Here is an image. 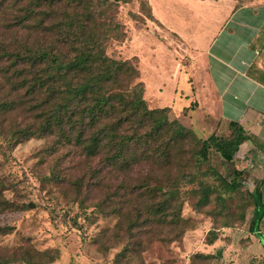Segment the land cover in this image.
I'll return each instance as SVG.
<instances>
[{"label": "rangeland", "instance_id": "1", "mask_svg": "<svg viewBox=\"0 0 264 264\" xmlns=\"http://www.w3.org/2000/svg\"><path fill=\"white\" fill-rule=\"evenodd\" d=\"M141 1L119 4L116 19L122 25L123 38L109 40L105 53L117 60L136 57L140 76L134 82L143 83L147 106H169L170 120L194 131L188 124V109L183 110L190 102L187 77L175 78L170 42L157 30L159 25L144 19L146 8L140 6ZM146 1L152 2L156 19L169 32L185 36L194 32L200 48L212 39L217 41L213 52L222 44H228L229 51L245 42L246 34L236 32L239 20H230L222 29L226 8L213 12L188 0ZM14 15L13 10H0V45L19 46L25 39L34 43L35 35L27 38L28 31L16 25ZM130 15L139 24L144 19L146 28L135 30ZM231 32L234 37L228 40ZM6 66V62L0 63V69ZM10 74L0 75V104L16 103L13 109L0 112V251H57L58 259L52 264H262L256 263V254L247 251L254 211L250 193L258 181L250 170L243 169L236 177L240 188L235 193H226L215 180L199 176L215 171L226 181L234 177L233 164L225 163L213 149L198 172L191 152L189 163L184 166L183 160L181 168L140 162L120 170L105 164L103 154L87 160L72 145H61L56 130L17 143L20 130L37 131L44 124L46 106L42 105L44 95L29 96L24 88L13 91ZM31 76L25 75L30 80ZM174 87L179 94L174 95ZM218 128L213 133L226 138L225 131ZM178 173L194 180L175 186ZM202 186L214 190L207 204L199 207ZM176 187L170 208L162 217L153 214ZM209 230L218 235L212 246L204 244ZM222 249L227 250L224 259L218 254ZM198 253H210L213 259L206 261Z\"/></svg>", "mask_w": 264, "mask_h": 264}, {"label": "trees", "instance_id": "2", "mask_svg": "<svg viewBox=\"0 0 264 264\" xmlns=\"http://www.w3.org/2000/svg\"><path fill=\"white\" fill-rule=\"evenodd\" d=\"M129 1L0 0V10L15 11L13 20L28 31L27 38L36 37L32 44L25 39L19 46L0 45V63H7L0 69V75L11 72L13 91L24 88L29 96L44 95L42 105L46 106L44 124L37 131L20 130L16 142L56 130L61 145H72L87 160L103 154L105 164L120 170L140 162L159 168H181L183 160L186 166L191 157L196 164L194 171L198 172V167L208 162L211 149L230 164L237 142L231 143L214 133L201 139L177 120H170L169 108L150 109L144 99L143 83L134 82L140 76L137 58L117 60L106 55V43L123 38L116 13L120 3ZM234 1L236 9L242 6L243 0ZM142 4L146 8L144 19L158 23L148 2L144 0L141 7ZM130 17L136 23L135 30L146 28L144 19L139 24L135 15ZM27 73L32 75L31 80L25 77ZM15 105L13 101L1 103L0 112ZM242 174L243 171L233 172L230 181L215 171H205L199 176L215 180L226 193H235L240 188L236 177ZM183 180L190 183L194 178L178 173L173 183L176 186ZM256 185L250 193L254 205L248 229L251 235L257 232L264 217L261 186L258 182ZM213 190L207 186L200 188L199 207L207 204ZM177 192V187L169 191L166 201L152 213L162 217ZM217 239V232L209 230L204 244L212 246ZM198 254L206 261L213 259L212 254ZM218 254L221 258L222 251ZM57 259V251H0V264H52Z\"/></svg>", "mask_w": 264, "mask_h": 264}, {"label": "crops", "instance_id": "3", "mask_svg": "<svg viewBox=\"0 0 264 264\" xmlns=\"http://www.w3.org/2000/svg\"><path fill=\"white\" fill-rule=\"evenodd\" d=\"M188 1L193 6H206L213 12L218 8H226L227 14L222 29L230 25V20L235 22L239 20V23L236 22L238 28L236 32L246 34L245 42L229 51H227L228 44H222L218 51L213 52L216 39H212L206 47L200 48L197 43L200 38L194 32L188 36L180 32H169L159 19H156L158 17L154 12L153 4L149 3L152 15L158 22L152 23L161 27L157 30L166 36L165 40L171 45L168 49L173 50H171V58L177 70L174 77L178 79L180 76H185L188 80L190 102L189 106L183 109H188V124L189 126L192 124L196 135L206 134L204 139L213 134L218 126V130L222 128L225 131L226 139L231 143L237 142L231 163L237 171L243 169L251 171V175L261 186L262 196L264 191V0H243L242 6L237 9L234 0ZM230 34L232 35L227 36L228 40L234 37L233 32ZM179 56L182 59L177 60ZM176 90L174 87V95L179 94ZM156 108H169L171 113L169 106ZM198 137L201 138L200 135ZM247 157L251 159L246 160ZM247 238L248 253L252 251L257 256L256 263L264 264V249L261 247H264V217L257 232L253 235L249 234ZM226 255L227 250L222 249V259Z\"/></svg>", "mask_w": 264, "mask_h": 264}]
</instances>
